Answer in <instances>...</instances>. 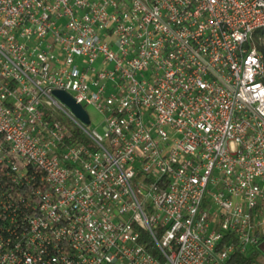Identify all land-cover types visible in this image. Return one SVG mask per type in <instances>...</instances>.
Returning <instances> with one entry per match:
<instances>
[{
  "label": "built area",
  "instance_id": "built-area-1",
  "mask_svg": "<svg viewBox=\"0 0 264 264\" xmlns=\"http://www.w3.org/2000/svg\"><path fill=\"white\" fill-rule=\"evenodd\" d=\"M260 27L264 0H0V264L261 249Z\"/></svg>",
  "mask_w": 264,
  "mask_h": 264
},
{
  "label": "trees",
  "instance_id": "trees-1",
  "mask_svg": "<svg viewBox=\"0 0 264 264\" xmlns=\"http://www.w3.org/2000/svg\"><path fill=\"white\" fill-rule=\"evenodd\" d=\"M264 29V27L258 28V30ZM259 49L263 53V62H264V42L262 41L259 45ZM264 242L261 243V249L252 250L250 253H236L230 258V264H262L257 261L258 254L261 251L264 253Z\"/></svg>",
  "mask_w": 264,
  "mask_h": 264
},
{
  "label": "water",
  "instance_id": "water-1",
  "mask_svg": "<svg viewBox=\"0 0 264 264\" xmlns=\"http://www.w3.org/2000/svg\"><path fill=\"white\" fill-rule=\"evenodd\" d=\"M52 93L62 100L69 108L82 120L88 121V115L82 105L75 101V99L65 90L54 88Z\"/></svg>",
  "mask_w": 264,
  "mask_h": 264
},
{
  "label": "rangeland",
  "instance_id": "rangeland-1",
  "mask_svg": "<svg viewBox=\"0 0 264 264\" xmlns=\"http://www.w3.org/2000/svg\"><path fill=\"white\" fill-rule=\"evenodd\" d=\"M252 41L256 44V46L259 47L260 43L263 41L264 42V29L256 30L255 33L253 34ZM93 124V123H92ZM94 125V124H93ZM96 128L98 130L101 129L100 125H97ZM264 247V244H263ZM262 264H264V253L263 251L260 250L258 257H257Z\"/></svg>",
  "mask_w": 264,
  "mask_h": 264
}]
</instances>
